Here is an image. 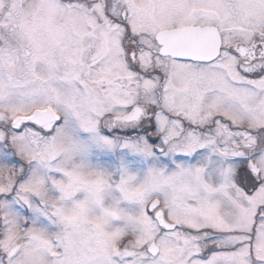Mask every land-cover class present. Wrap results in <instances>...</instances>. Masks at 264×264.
<instances>
[{
	"label": "snow or ice",
	"instance_id": "obj_1",
	"mask_svg": "<svg viewBox=\"0 0 264 264\" xmlns=\"http://www.w3.org/2000/svg\"><path fill=\"white\" fill-rule=\"evenodd\" d=\"M0 264H264V0H0Z\"/></svg>",
	"mask_w": 264,
	"mask_h": 264
}]
</instances>
